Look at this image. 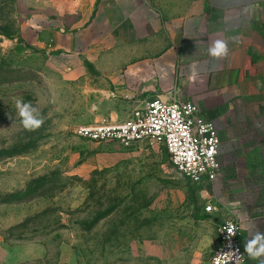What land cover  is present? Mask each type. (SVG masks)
Listing matches in <instances>:
<instances>
[{"label": "rangeland", "instance_id": "1", "mask_svg": "<svg viewBox=\"0 0 264 264\" xmlns=\"http://www.w3.org/2000/svg\"><path fill=\"white\" fill-rule=\"evenodd\" d=\"M52 2L0 0V264H210L221 222L205 212L206 186L178 174L162 146L74 136L107 120L34 44L29 25L53 16L42 8ZM18 99L39 128L22 126Z\"/></svg>", "mask_w": 264, "mask_h": 264}, {"label": "crops", "instance_id": "2", "mask_svg": "<svg viewBox=\"0 0 264 264\" xmlns=\"http://www.w3.org/2000/svg\"><path fill=\"white\" fill-rule=\"evenodd\" d=\"M42 5L54 15L29 25L34 44L60 83L82 93L94 119L122 121L151 99H180L214 126L221 171L207 195L215 221L237 224L244 251L249 224L264 232V0ZM216 41L227 55H209ZM262 259L245 253L244 264Z\"/></svg>", "mask_w": 264, "mask_h": 264}, {"label": "built area", "instance_id": "3", "mask_svg": "<svg viewBox=\"0 0 264 264\" xmlns=\"http://www.w3.org/2000/svg\"><path fill=\"white\" fill-rule=\"evenodd\" d=\"M74 136L95 143L162 146L174 170L195 187L212 185L221 171L220 139L214 126L187 100L151 99L122 121L78 126ZM214 209L208 205L205 212ZM234 222L217 226L218 244L210 264H244Z\"/></svg>", "mask_w": 264, "mask_h": 264}, {"label": "clouds", "instance_id": "4", "mask_svg": "<svg viewBox=\"0 0 264 264\" xmlns=\"http://www.w3.org/2000/svg\"><path fill=\"white\" fill-rule=\"evenodd\" d=\"M208 53L214 58L223 57L227 55L228 49L224 42L216 41L213 46L209 47ZM191 70L195 74L196 66L193 65ZM16 108L21 118L20 122L25 129L35 130L43 123L38 110L31 104L18 99ZM247 228L251 238L245 243L244 251L250 259H260L264 257V232L257 230L254 224H249ZM261 264H264V259L261 260Z\"/></svg>", "mask_w": 264, "mask_h": 264}]
</instances>
